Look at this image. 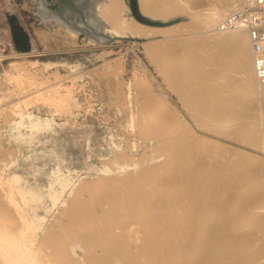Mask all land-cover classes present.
Here are the masks:
<instances>
[{
    "label": "rangeland",
    "instance_id": "obj_1",
    "mask_svg": "<svg viewBox=\"0 0 264 264\" xmlns=\"http://www.w3.org/2000/svg\"><path fill=\"white\" fill-rule=\"evenodd\" d=\"M99 1L104 5V8L101 9L97 6L91 15L98 18L104 28H109L111 22L106 17L104 9L111 2L110 0ZM201 1H204L198 7L201 9L208 4L207 1L217 2L215 0H199L197 5ZM154 2L161 7V14L155 13L152 16L155 18L144 22L146 25L123 34L106 33L105 29L100 30V34L105 33L106 35V40L102 42L100 40L91 41V37L87 34L74 35L56 20L44 22L39 15L37 0H0V175L10 176L16 173L23 178L22 184L25 188L43 196L39 206L35 205L33 209H29V215L34 213V215L46 217L40 236L48 244L57 237L55 234L60 233L58 228L62 229L60 230V234H62L59 240L61 241L59 243H62L60 246L75 261H79L80 257L81 261L79 262L98 264L91 252L95 255L105 254L108 250L107 244L116 240H113V237L117 235L116 241L118 242V239L120 241L122 238L119 237V234L123 238L126 236V234L124 235L126 232H121L119 225H122L126 218L124 216L126 212L124 199L130 192L140 190L139 188L142 192L145 190L143 185L147 184V187L144 186L145 191L155 190L158 193L157 189L159 188L157 187L160 185V181H164L163 179L168 176L166 173L170 167H174L183 160L192 161L195 156L197 160L209 159L211 153H207L212 151V155H218L219 161L224 164L229 162L228 159H232L239 164L247 165L251 171L249 189L255 187L258 194L257 203L254 201L248 203L247 191L228 192L225 198L229 199L230 205L225 206V211L230 214L245 209L253 214L264 216V92L261 89L247 90L244 88L239 73L238 59L235 56L234 59L219 65L221 56H219V48L214 42L217 36H227L226 38H228L239 34L241 30L228 27L233 24L231 23V12L226 14L227 16H218L214 22L206 24L195 20L192 10H189L193 6L191 0H182V4L181 0H178L180 4L176 0H154ZM227 2L228 0H225V3ZM176 3H178V7L175 6ZM54 4H58V1ZM50 6L52 7V5ZM13 16L30 35L32 47L30 51L35 53L26 58H18L13 55L19 51L10 23V18ZM152 49L154 53H152ZM33 61L38 63L31 65ZM14 62L24 63L26 71L44 81L43 86L63 79V82L73 87V94L78 100V105L68 112H61L42 102L32 103L27 110L43 119L54 118L53 125L34 130L29 126L30 119L26 117V125L17 127L16 122L20 121L21 117L13 112L12 107L21 101L26 93L20 92V88L11 80V75L15 72ZM192 65H195V68L192 69ZM176 73L179 76L178 79H181L180 82L183 81L181 76L184 77L183 92L188 93L187 97L193 94L196 96L195 92L202 90L204 92L208 87H217L221 92L219 96L207 92L202 97L200 96V101L198 98V105L200 108L203 105L207 106L204 111L212 115L211 119L221 118L222 115V118H227L230 122L223 126L213 122H207L205 125L199 123L191 107L184 102L180 90L175 86ZM35 90L36 87H30L27 93H32ZM239 101H242V104H250L244 108ZM163 110L168 112L169 122L173 123L177 120V123L180 122L178 134L182 136L181 149L183 151L179 149V157L175 155L177 148L174 149L171 143L169 145V142L163 143L166 138L159 137L157 132L153 133L154 131L146 133V121ZM238 113H243L244 119L237 120ZM134 116L135 121L133 120ZM236 121H239V127L247 121L253 123L258 131L257 145L246 143L229 134L217 131L226 128L236 129L233 127V123ZM157 123L156 119L155 124ZM175 125L176 123L173 126ZM222 145L225 146L226 151L219 155L218 151L222 149ZM173 151V155L167 159L166 155H170ZM181 154L188 156L186 155L184 158ZM242 156L243 158H241ZM164 162L166 163L162 168L158 167V164ZM151 166H155V169ZM106 167L112 171L107 172ZM152 171L157 174L153 172L156 175V177L153 175L154 178ZM157 172L162 173L161 179ZM58 177L69 178L71 184L62 192L60 200L55 205L54 200L48 194L51 189H62L57 181ZM138 179L144 183L137 184ZM169 180L176 187L181 184V177H177V175H171V177L169 175L165 182H170ZM140 184H142L141 187ZM97 186H102L103 190L100 187L98 189ZM172 188L170 191L174 190ZM2 198H0V204H6L4 210L7 209L14 223L19 225L20 221L14 208L5 202L4 196ZM92 198L95 203L92 202ZM123 200L124 202H122ZM86 203L89 208L86 207ZM4 205L3 207H5ZM3 207L1 205L0 209ZM108 208L116 211L112 214L111 212L105 214L103 211ZM94 209L98 211L95 214L98 217H94L97 220L95 226L93 224L96 221L91 225L90 222L87 223L88 218L96 213ZM136 210L133 211L135 215L129 218L138 217L139 213L135 212ZM109 215L113 217H107ZM126 215L128 216V213ZM81 216L84 220H88L82 221ZM117 217H119L118 220ZM262 217L257 220L258 226H254L256 220H252L251 224L240 228L236 225L233 229L217 228L216 234H243L242 232H246V230H253V239L242 243L240 248L243 249V253H246L244 257L247 259L254 257L255 264H264V255L259 254L263 251L264 246ZM94 218L92 217L90 220L92 221ZM109 218H113V220H109ZM63 219L66 222L64 224ZM76 221L80 223V227L87 226L90 229L92 227L91 230H96V234L88 235V237L84 235L85 238L80 236L82 239L77 236L78 244L85 241L84 246L78 245L75 240L76 236L74 238L70 234L71 228L78 230L80 228H78L79 224L76 225ZM84 222L85 225H83ZM116 223L118 224V234L115 232L117 229L114 228L117 227ZM238 224L245 225V222ZM109 225L114 229L115 236L110 235ZM96 226H100L99 229ZM103 230H108L106 231L108 233ZM201 231L204 232V229ZM167 232L168 228H163L158 234L164 235ZM139 234L143 235L144 233L139 232ZM139 234L137 233V235ZM90 236L94 241L88 242L89 239L86 238ZM106 236L108 238L112 236L110 238L112 241ZM176 237L180 238L176 241L175 247L180 256L184 254L180 252L181 250L185 253L191 252L195 259L207 258V254L200 252L204 249L203 241L198 243L201 240L200 236L195 239L194 237L183 238L181 233H177ZM135 238L128 244L133 251L130 254L129 252L125 253L118 244L117 246L114 244V247L111 248L110 252L113 251L114 260L118 261V264L121 261L122 264L123 262L124 264H136L135 261L140 260V253L145 255L144 250L142 251L138 246L140 240L136 241L137 238ZM74 240L75 242H72ZM107 240L109 241L107 242ZM67 243L68 247H75V255L67 252L69 249ZM169 244H172V241ZM87 252L91 255L89 256ZM216 257L219 260V256L216 255ZM118 258H121V261ZM234 260L232 259V261ZM144 262L148 264L147 261ZM226 262L218 261L219 264ZM140 263L138 261L137 264ZM155 264H159L158 260ZM172 264L183 263L181 258L175 257Z\"/></svg>",
    "mask_w": 264,
    "mask_h": 264
},
{
    "label": "bare ground",
    "instance_id": "obj_2",
    "mask_svg": "<svg viewBox=\"0 0 264 264\" xmlns=\"http://www.w3.org/2000/svg\"><path fill=\"white\" fill-rule=\"evenodd\" d=\"M37 1L39 3V15L43 18L44 22H47L48 20H56L57 22L63 24L67 28V30L74 35H78L79 33L87 34L89 37H91V41L100 40L104 42V40H106L105 33L100 34L99 32L100 30L105 29L106 33L109 32L112 34H118V33L123 34L141 28L142 25H146L144 24V22L150 21L151 19L155 18L152 17L154 16L155 13L161 14V7L158 6V4L154 2V0H110L111 3L105 7L106 9H104V13L106 14V17L110 20L111 27L104 28V26L99 21V19L91 15V12L95 10L97 6H99L101 9L104 8V5L101 4L99 0H56L58 1V4L56 5L54 4V2H56L55 0H52L51 3L50 0H37ZM176 1L178 2V0ZM191 1L193 6L190 7L189 10L190 9L192 10L190 11L194 14L195 20H198L202 23L205 22L206 24H208L210 22H214V20L218 16L221 17L231 12L230 13L232 19L231 23L233 24H230L231 26L228 27H232L236 29L239 28L238 30H241V32L237 35H233V36L231 35L232 37L226 38L227 36L225 37L217 36L214 39L216 46L219 48V56H221L219 65H223L229 60L234 59L236 57L238 59L237 61L239 63V73L244 83V88L247 90L261 89L264 92V80H259L255 77L252 44L249 39L248 31L247 29L244 28L242 17L240 18L236 17L238 14H240L242 8L245 5L246 0H228L227 3H225V0H215L217 2L207 1L208 4H206V6L203 7L202 9L198 7H200V5H202L204 1H201L199 5H197L199 0H191ZM178 3H176L175 6H177ZM181 4H182V0H181ZM50 5H52V7ZM18 40L20 44L22 43V45H26V46L28 45L27 44L28 40L26 36L22 35L21 32H18ZM151 51L152 53H154L153 49ZM34 53L35 52L32 51H16L13 55L18 58H26L30 55H33ZM37 63H38L37 61H33L31 65H36ZM13 68L15 69V72L11 75V80H13L16 83L18 88H20V92H22L23 94L26 93L23 99L15 103L12 107L13 112L21 117V120L16 122L17 127L26 125L25 123L26 117L30 119L29 126L31 127V129L34 130H38L40 128L49 127L53 125V121L55 120L54 118L43 119L42 117L33 115L31 112L27 110V108L32 103L42 102L44 104L55 107L56 111H61V112H68L74 106L78 105V100L74 97L73 94L74 93L73 87L63 82L64 81L63 79L58 80L53 84L43 86L44 81H41L38 78V76L26 71L27 68L24 63L22 64L21 62H14ZM191 68L192 69L195 68V65H192ZM175 78H176L175 86L177 87L178 90H180L184 102L187 103V106L191 107V110L193 111V114L199 123L205 125L207 122H213L216 125L223 126V125H227L230 122L229 119L222 118V115L221 118L211 119L212 115L207 114L204 111V109L207 108V106L203 105L200 108L198 105V102L200 101V96L202 97V95L206 94L207 92L214 94L215 96H219L221 92L218 91L217 87H208L204 92H202L203 90L195 92L196 96L193 94L187 97L188 93L186 91L183 92L184 77L181 76L183 81L180 82L181 79H178L179 76L176 73ZM30 87L31 88L36 87V90L32 93H27L28 88ZM239 102L240 104H242V101ZM248 104L250 103L242 104V106L245 108L246 105ZM156 119L158 122L157 124H155ZM242 119H244L243 113L242 114L238 113L237 120H242ZM133 120L135 121V116L133 117ZM169 120H170L169 114L167 111L164 110L161 111L160 113L155 114L153 117L151 116L150 120L146 121V133L147 132L152 133L151 131H154L153 133L157 132L159 137L166 138V140H164L163 143L169 142V145L171 143L174 149L177 148L176 149L177 151L175 150L177 154L175 153V155H178L179 157L180 155L179 149H181L182 147V136L181 134H178L179 132L178 128L180 122L177 123L178 121L177 120L171 123L169 122ZM252 122L255 123L254 120H252ZM174 123H176L175 126H173ZM166 124H168L167 128H165ZM238 124H240L239 121L233 123V127L236 129L230 130L229 128H226L217 131L220 133L229 134L237 138L238 140L244 141L246 143L257 145L259 139L257 137L258 131H256L253 123L247 121L245 124L241 125L240 127L238 126ZM193 148L195 147L193 146ZM209 151H211L210 148ZM225 151L226 148L225 146L222 145V149L218 151L219 155L224 154ZM173 153L174 151L171 152L170 155L169 154L166 155L167 159L170 158L169 156H172ZM209 153H211L210 157L208 156L209 159L207 158L205 160L202 159L197 160L195 156L194 159L192 158V161L183 160L182 162L176 164L174 167H170V169L166 173V176L168 175L167 177H169V175L170 177L171 175H175V176L177 175V177H181V184L178 185L177 187L174 186L172 181L170 180L169 181L171 183L168 181L165 182L167 178L165 177V179H163L164 181L162 180L160 181V185L158 187L156 185V187L159 188L157 189L158 193L155 190H152L151 192L145 191L146 188L144 186L147 185L146 183H145L146 185H143V188L145 190H142V192H141V188H139L140 190L130 192V194H128V196H126V198L124 199L125 202L124 200L122 201L125 203V207H126L125 211L128 213V216L126 215L127 213L124 211L125 214L124 212L123 214L126 218L123 217L125 218V220L123 221L122 225H119L121 232L122 231L126 232L124 233V235L126 234V236L123 238V236H120L121 234H119V237H122L123 239L120 238V241L118 239L117 242L116 240L118 237L117 235L115 236L114 233L118 231L117 229L118 224L116 223L117 227H114L117 229L115 232L114 229L110 227L111 225L110 224L109 227L111 228V230L109 232L112 233V234L110 233V235L115 236L112 239L113 240L116 239L115 240L116 242L113 241L115 243L110 242L107 244L108 250L105 252V254L103 253L101 255H95V253L91 252L96 262L98 264H118L117 263L118 261L114 260L115 256H113L112 254L113 251L110 252L111 248L114 247V244H116V246L118 244L119 246L122 247L125 253L129 252L130 254V252L133 251L131 250L130 246H128V244L131 243V241L133 242L132 239L136 237L137 238L136 241L138 240L141 241V242L139 241L138 244L139 248L142 249V251L144 250L145 252V255L140 253L139 259L141 261L138 260V258L136 257L137 258L136 260L141 262L140 264H146L144 261H147L148 264H152V263L155 264L157 260L159 264H165V263L172 264V261H174L175 257L181 258L183 264H219L218 261H222V262L227 261L225 264H237L239 261H241L239 264H255L253 261L254 257L247 259V257H244L246 253H243V249L240 248L242 243H246L249 240L253 239V230H246V232H242L243 234H225V235L216 234L217 228L220 229L221 227H223L225 229H229V228L233 229L235 225L240 228L242 226H247L251 224L252 220L254 221L256 220V224L254 226H258L257 220H260V218L262 217L261 215L255 213L253 214L245 209L237 210L234 213H230V214L225 211L226 209L225 206L230 205L229 199L225 198L226 194H228V192L230 191L237 190L239 193H241L242 191H247L248 203H251L253 201L254 203H257L258 201L257 190H255V187L249 189V184L251 182L250 180L251 171L247 165L239 164L236 160L228 159L229 162L227 164H224L219 161L220 159L218 155L215 156L212 155L213 151L208 152L207 154ZM186 155L185 156L183 155L184 158L186 157ZM192 156L194 157V155ZM243 156L241 158H243ZM245 156H247L246 153ZM197 158L200 159V157L198 156ZM202 158L204 159V157ZM250 158H252L251 155ZM165 163L166 162L162 164H158L159 166L158 165L156 166L162 168L165 165ZM152 166L151 168L155 167ZM119 169H121V167H119ZM142 169L144 170V168ZM106 171L107 172L112 171V169L107 168ZM155 171H152V176L154 175L153 172L156 174ZM161 174H159L160 175L159 178L161 177ZM156 175L154 176L156 177ZM136 176L139 177V175ZM139 179L137 181V184L141 182L139 181ZM22 180L23 178L16 173H13L10 176L0 175V198H2V196L5 197L6 200L5 202H8L14 208V211L17 213L18 216L17 218L20 221V224L16 225L13 221V218L8 214L10 212L9 211L7 212V209L4 210V208H6V204L5 205L3 203L0 204V207L1 205L2 207L3 205L5 206L3 207V209H0V264H87L85 263V261L79 262L81 261L80 257L78 258L79 261L73 260L68 254H66L65 249H63V247L60 246L62 244L59 243L61 242L59 240L61 239V235H62L60 234L61 233L60 230L62 229L58 228L60 233L57 235L54 233L55 236L57 237L53 238L52 242H49V244L41 238L40 231L41 230L43 231L44 229V220L46 217L39 216L38 214L34 215V213L33 215L30 216L29 209H33L35 205L39 206L41 204L43 196L37 194L33 190L25 188L22 184ZM57 181L60 183L62 189L61 190L51 189L48 194V196H50L54 200L55 205L60 200L62 196V192L71 184L69 178L67 177L66 178L58 177ZM141 183L144 182L142 181ZM141 185L142 184H140V187ZM97 187L98 189L101 188L100 186ZM171 188L174 190L170 191ZM79 194L83 195L81 193ZM92 202H93V198H92ZM97 202L99 203L98 200ZM97 202L96 204L98 205ZM121 204L124 205L123 203ZM86 205H87L86 207L89 206L88 203H86ZM116 208H120V207H116ZM94 210L96 213L94 214L92 213L93 218L95 216L98 217L97 215H95L97 214L98 211L96 209ZM134 210H136L135 212L139 213L138 217L136 216L135 219L129 218L135 215L133 212ZM78 211L77 214H79ZM114 211L116 210L108 208V209H104L103 212H105V214H109L111 212L112 214ZM75 213H73L74 216ZM110 216L111 215L107 217ZM79 217L76 216L77 219ZM92 217L90 218L87 217V218L90 220L92 219ZM82 218L83 217L81 216V219ZM118 218L119 217H117V220ZM110 219L113 220V218H109V220ZM78 220H80V218ZM87 220L86 219L84 220V218L82 219V221H87ZM89 220L87 221V223L90 222V225L95 221L96 222L93 225L95 226V224L97 223V220H95V218L92 221ZM261 221L264 222V216L262 217ZM77 222L78 221H76V223ZM241 222H245V225L238 224ZM64 223L66 222L64 221L63 224ZM260 223L261 222L259 221V224ZM78 224H79L78 226L79 228L80 223H77L76 225ZM98 224L100 223L98 222ZM83 225H85V222ZM69 226L71 225L69 224ZM61 227L62 224L60 228ZM99 227L97 228L99 229ZM82 228L88 231H85L84 229L82 230ZM163 228L166 229L168 228V232L165 233L164 235H159L158 233ZM91 229L90 227L87 226L85 227L81 226L79 230L77 228H71L70 234L73 235L74 238L76 236L75 238L76 240L77 236L81 238L80 236L87 235L88 237V235L96 234V230L93 229L94 230L93 231ZM201 229H204V232H202ZM47 231L48 229L46 230V233ZM103 231L106 232L108 230L106 231L103 230ZM139 232L144 234L140 235ZM137 233L139 235H137ZM177 233H181L183 238L194 237L195 239L196 237L200 236L201 240L198 243L200 244L201 241H203L204 243V249L200 252L201 254H207V258L202 257L199 259H195L194 255H192L191 252L185 253V251L182 252L181 250L180 252L184 254L183 256L182 255L180 256L178 254V251L175 250L176 241L180 239L179 237H176ZM116 234H118V232ZM111 237L109 238L107 237V238L110 239ZM83 238H85V236ZM86 239L90 240V241L88 240V242L94 241V239L91 238V236ZM112 239L110 240L112 241ZM75 240L72 242H75ZM108 241L109 240H107V242ZM171 241L172 244H169ZM78 242L79 241H77V244ZM83 243L80 242L79 244L83 245ZM66 245L67 247L69 246L68 243ZM116 246L115 248L118 249ZM68 248L69 249L67 250V252L69 251L70 253L75 255V247L71 246ZM136 249L138 250V248ZM259 254L264 255V246H263V251ZM216 255L219 256V260H217ZM171 258H173V260H171ZM119 259L121 261V258H118V260ZM232 259L235 260L232 261ZM138 261L135 262L138 263ZM120 264H122V261Z\"/></svg>",
    "mask_w": 264,
    "mask_h": 264
},
{
    "label": "built area",
    "instance_id": "obj_3",
    "mask_svg": "<svg viewBox=\"0 0 264 264\" xmlns=\"http://www.w3.org/2000/svg\"><path fill=\"white\" fill-rule=\"evenodd\" d=\"M252 44L255 77L264 80V0H246L240 14Z\"/></svg>",
    "mask_w": 264,
    "mask_h": 264
},
{
    "label": "water",
    "instance_id": "obj_4",
    "mask_svg": "<svg viewBox=\"0 0 264 264\" xmlns=\"http://www.w3.org/2000/svg\"><path fill=\"white\" fill-rule=\"evenodd\" d=\"M10 23H11V27H12V32H13V36L16 42V47L17 50L19 51H30L32 49L31 47V42H30V35L29 33L24 29L23 26L19 25L17 23L16 17L13 16L10 18ZM18 32H21L22 35L26 36L28 42H27V46L26 45H22V43L20 44L19 40H18Z\"/></svg>",
    "mask_w": 264,
    "mask_h": 264
}]
</instances>
